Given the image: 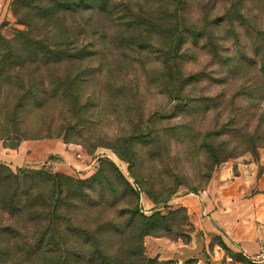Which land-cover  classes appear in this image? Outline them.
<instances>
[{"label":"rangeland","instance_id":"1","mask_svg":"<svg viewBox=\"0 0 264 264\" xmlns=\"http://www.w3.org/2000/svg\"><path fill=\"white\" fill-rule=\"evenodd\" d=\"M0 1L8 3L5 40L45 21L39 2L15 16L17 0ZM53 22L89 57L60 65L53 82L45 73L33 80L55 91L47 102L27 94V70L0 63V164L73 179L63 181L58 234L44 243L59 248L37 254L27 212L0 210V264H95L102 249L116 264H139L138 213L162 217L142 239L151 264H254L208 227L202 197L220 168L236 174L238 164L255 163L254 185L237 199L254 205L237 223L264 229V37L255 35L264 0H106ZM6 54L0 42V59ZM41 141L62 149L21 165L2 154Z\"/></svg>","mask_w":264,"mask_h":264},{"label":"trees","instance_id":"2","mask_svg":"<svg viewBox=\"0 0 264 264\" xmlns=\"http://www.w3.org/2000/svg\"><path fill=\"white\" fill-rule=\"evenodd\" d=\"M34 2L40 3V14L45 21L39 19L37 23H24L25 29L17 31L11 40H5L0 36V42L5 45L8 51V54L3 55L4 58L0 59V63H5L8 71L11 70L16 74L27 70V78H29L26 88L27 94L31 95V99L34 98L33 100L36 102H47L51 100L50 96L54 95L55 91L53 93V89L48 90L47 87L44 89L43 85H39L41 91H38L32 86L33 80L38 79L41 83L38 77L45 73L46 79L53 82L52 79L57 76V68L60 65L79 62L89 57L87 46H73L70 48L67 39L59 36V31H56L55 27L58 24L53 20L59 14H77L80 11L89 10L90 3L92 5L98 3L100 9H103L106 0H17L13 4V7L17 8L13 9V15L16 16L20 8L34 5ZM147 20L145 18L143 21L148 23ZM172 34L178 36L177 43L180 45L182 31L176 29ZM255 35L264 37V30L258 31ZM261 41L264 43V40ZM261 60L264 63V51L262 50ZM164 65L168 72L166 75L169 78L176 76L172 69L173 65L169 61H164ZM35 76H37L36 79L33 78ZM38 92L41 95H38ZM63 181L73 182V179L59 173H49L45 170L13 172L10 168L0 164V210H11L16 213L27 212L29 227L35 230L31 237L33 243H30L29 246L34 248L33 250H36L37 254L40 252L44 255L52 254L55 252L53 246L59 248L55 243L50 247L44 246V243L47 236L53 238L58 234L55 224L62 219L59 204L63 197L69 193V190L64 188ZM75 183L81 188L83 187L82 182L79 180ZM135 213H132V217ZM135 217L137 219L136 233L140 249L138 262L139 264H151L153 261L145 259L143 254L142 239L151 234L149 226L152 221L154 219L161 221L162 217L158 213L150 217H144L138 213ZM42 222L47 225L40 226ZM32 223L35 224L34 227H31ZM48 231H50L49 235H47ZM96 248H100V246L97 245ZM42 249L44 250L42 251ZM96 254L97 251H95ZM100 254L101 259L95 256V261L92 260L91 263L116 264L107 256V253H104L103 249ZM119 264H124V262L121 261Z\"/></svg>","mask_w":264,"mask_h":264},{"label":"crops","instance_id":"3","mask_svg":"<svg viewBox=\"0 0 264 264\" xmlns=\"http://www.w3.org/2000/svg\"><path fill=\"white\" fill-rule=\"evenodd\" d=\"M1 2L0 14L2 17L6 13L8 14V3L3 6L4 2ZM61 149V145L54 141L28 142L21 144L13 152L8 150L11 154L6 153L7 150L2 154L10 157V160H13L14 164L21 165L24 162L32 163L44 160L47 155H54L55 152H59ZM61 166L65 168V164H61ZM255 167V163H249L248 165L238 164L236 168L237 172L234 174L231 169L232 167L229 168L228 165H225L218 170L216 176L211 181L208 191H205L202 197V207L209 214L207 219L212 221L207 224L208 227L213 228L214 231L220 229L227 236L228 239L226 240L235 249L246 255L256 254L264 241V229L262 227L260 229V226L256 225L255 228H251L237 223L238 217L248 213L249 205L251 208L254 205V199L246 203L244 201L237 202V199L242 198L244 194L246 195L249 190L248 188L254 185L252 178L255 174ZM261 182L264 187V180ZM258 197H264V194ZM262 219L264 220V217Z\"/></svg>","mask_w":264,"mask_h":264},{"label":"built area","instance_id":"4","mask_svg":"<svg viewBox=\"0 0 264 264\" xmlns=\"http://www.w3.org/2000/svg\"><path fill=\"white\" fill-rule=\"evenodd\" d=\"M247 259H249L254 264H264V241L258 249L255 255L243 254Z\"/></svg>","mask_w":264,"mask_h":264}]
</instances>
